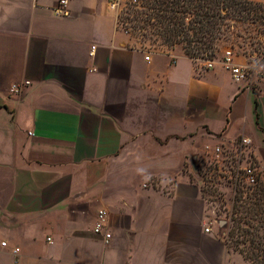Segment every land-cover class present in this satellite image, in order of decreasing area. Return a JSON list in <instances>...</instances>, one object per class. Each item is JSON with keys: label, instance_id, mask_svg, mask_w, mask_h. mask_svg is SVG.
Here are the masks:
<instances>
[{"label": "crops", "instance_id": "0c3cea01", "mask_svg": "<svg viewBox=\"0 0 264 264\" xmlns=\"http://www.w3.org/2000/svg\"><path fill=\"white\" fill-rule=\"evenodd\" d=\"M114 1L0 0V264H249L192 166L239 138L264 170V86L151 48Z\"/></svg>", "mask_w": 264, "mask_h": 264}, {"label": "trees", "instance_id": "16d2710c", "mask_svg": "<svg viewBox=\"0 0 264 264\" xmlns=\"http://www.w3.org/2000/svg\"><path fill=\"white\" fill-rule=\"evenodd\" d=\"M129 5L131 10L122 16L129 23L125 27L166 48L181 45L192 58L214 56L232 20H241L256 8L264 9V3L252 0H130ZM254 103L256 106V98ZM230 221L228 246L249 264H264V179L259 174L253 184L241 182L235 188Z\"/></svg>", "mask_w": 264, "mask_h": 264}, {"label": "rangeland", "instance_id": "374dc122", "mask_svg": "<svg viewBox=\"0 0 264 264\" xmlns=\"http://www.w3.org/2000/svg\"><path fill=\"white\" fill-rule=\"evenodd\" d=\"M117 1L118 20L123 28H127L133 37L151 48H166L160 46L157 40L152 43L150 39L142 38L132 28L125 27L129 26V23L124 22L122 16L131 10L130 0ZM231 22L233 24L228 28L227 36L219 41L215 55L221 56L224 51L231 50L236 62L244 66L246 70L244 82L253 90L258 91L262 88L261 86H264V9L256 8L251 10L245 18ZM205 55L197 57L206 58ZM239 141L237 138L235 145L215 146L207 156H199L192 166V171L200 181L202 195L212 210L209 214L210 225L214 227L215 233L225 240L231 223L230 212L235 188L241 182L247 184L243 169L249 166L254 176L259 174L260 178L264 179V170L251 153L249 151L240 152L237 145ZM216 147H220L218 157L214 153ZM185 171H187L186 168Z\"/></svg>", "mask_w": 264, "mask_h": 264}, {"label": "built area", "instance_id": "2783aa9c", "mask_svg": "<svg viewBox=\"0 0 264 264\" xmlns=\"http://www.w3.org/2000/svg\"><path fill=\"white\" fill-rule=\"evenodd\" d=\"M135 2L136 0H131ZM115 9L118 10V1H114L111 4ZM56 13L62 16H69L70 11L68 8V0H58V7L56 8ZM149 55L145 56V59L148 60ZM205 60V66L207 68L214 67L217 60L220 65L225 69L228 70L231 74V77L236 82H243L246 78V70L244 66L238 64L235 60V56L231 50H226L221 56H212L210 58H201ZM30 84L29 80H23L22 82H17L11 84L9 91L12 94H18L24 87ZM31 134V132H29ZM241 143L244 145H248L250 143V139L242 138ZM220 147L215 148V156H219ZM244 174L246 175V183L253 184L255 180V176L253 174L252 168L245 167L243 169ZM108 211L104 208H100L96 212V217L94 224L92 226V233L95 235H100L105 241H108L111 238V232L108 227ZM205 231H209V228H205ZM4 244V243H3Z\"/></svg>", "mask_w": 264, "mask_h": 264}]
</instances>
